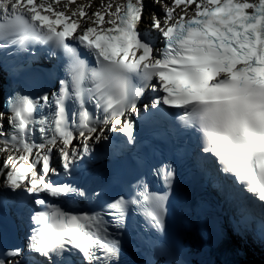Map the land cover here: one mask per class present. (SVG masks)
<instances>
[{"label": "snow or ice", "instance_id": "1", "mask_svg": "<svg viewBox=\"0 0 264 264\" xmlns=\"http://www.w3.org/2000/svg\"><path fill=\"white\" fill-rule=\"evenodd\" d=\"M91 6L0 0V49L50 44L68 60L51 95L9 99L10 131L0 113V154L10 153L0 161V190L32 206L26 244L0 252V264H28L32 254L42 258L34 264H74L77 255L81 264H118L130 208L164 230L167 194L150 190L143 177L114 199L52 179L73 176L109 133L134 144L132 117L149 89L157 95L142 105L146 115L177 109L206 158L264 202V0H171L161 5L163 18L151 19L157 44L138 30L143 0ZM152 175L171 187L170 165ZM81 202L88 210H66Z\"/></svg>", "mask_w": 264, "mask_h": 264}, {"label": "bare ground", "instance_id": "2", "mask_svg": "<svg viewBox=\"0 0 264 264\" xmlns=\"http://www.w3.org/2000/svg\"><path fill=\"white\" fill-rule=\"evenodd\" d=\"M123 1V0H122ZM145 3H146V0H143ZM102 2V0H91V5H93V6H99V4ZM103 2H107V0H103ZM116 2H120V0H116ZM82 3H84V4H88L89 3V0H84ZM151 6V9H154V11L156 12L157 10H158V7L157 6H155V5H150ZM51 58V57H50ZM54 82H56V81H54ZM0 113H4L3 111H2V109H1V105H0ZM5 115V120H6V118H7V115L6 114H4ZM139 118V120L141 121V117H138ZM5 120H4V122H3V126L4 125H7V123L5 124ZM248 251H249V254H250V259H251V261H253L252 259L255 257L256 258V254H257V258L255 259V261L253 262V263H255V264H264V262L262 261L263 259V257L261 256V252L259 251V250H257V249H255V246H249L248 247ZM242 262V261H241ZM244 262V261H243ZM175 264H177V263H175ZM247 264V263H246Z\"/></svg>", "mask_w": 264, "mask_h": 264}, {"label": "rangeland", "instance_id": "3", "mask_svg": "<svg viewBox=\"0 0 264 264\" xmlns=\"http://www.w3.org/2000/svg\"><path fill=\"white\" fill-rule=\"evenodd\" d=\"M150 1L154 3V0H150Z\"/></svg>", "mask_w": 264, "mask_h": 264}]
</instances>
